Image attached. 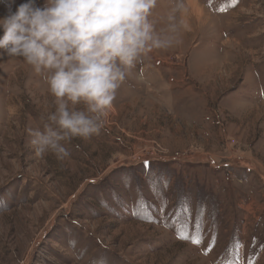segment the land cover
<instances>
[{"label": "rangeland", "instance_id": "1", "mask_svg": "<svg viewBox=\"0 0 264 264\" xmlns=\"http://www.w3.org/2000/svg\"><path fill=\"white\" fill-rule=\"evenodd\" d=\"M217 1L157 0L149 21L171 45L131 71L98 134L62 142L63 160L31 143L48 84L0 59V264H264V20L242 45L229 29L262 19L264 0L224 15Z\"/></svg>", "mask_w": 264, "mask_h": 264}, {"label": "clouds", "instance_id": "2", "mask_svg": "<svg viewBox=\"0 0 264 264\" xmlns=\"http://www.w3.org/2000/svg\"><path fill=\"white\" fill-rule=\"evenodd\" d=\"M156 3L0 0V59L20 58L43 77L54 98L43 131L30 130L38 157L63 160L69 153L62 142L98 134L131 71L153 49L171 45L149 21Z\"/></svg>", "mask_w": 264, "mask_h": 264}, {"label": "crops", "instance_id": "3", "mask_svg": "<svg viewBox=\"0 0 264 264\" xmlns=\"http://www.w3.org/2000/svg\"><path fill=\"white\" fill-rule=\"evenodd\" d=\"M234 1L235 0H219V1H217V3H216V7L217 8H223V6L224 7H228V8H224L223 9V11H222V15H224V14H237V13H240L241 12V10H243V11H247L248 13L250 12V11H252L251 10V7H250V5H252L253 6V2H255L256 3V0H243V2L241 3V6H238L237 8L235 7V4H234ZM263 0H258L257 1V3L255 4V5H259L261 2H262ZM264 2V1H263ZM244 3H247V5H243ZM232 4V5H231ZM243 5V6H242ZM248 7V8H247ZM205 9V8H204ZM238 10H240V11H238ZM203 11L205 12H207L208 14L210 13V11H208V9H205V10H202L201 11V13L200 14H196V13H194V12H196L195 11V9H194V7L192 8V12L194 13V15H196V16H198V17H201L202 16V14H203ZM237 12V13H236ZM262 13H263V11H262ZM244 17V21H245V23L244 22H241V23H235V24H233L232 25V27H230L229 29L230 30H233L234 32H235V34L237 33L236 32V30H240L241 29V31L243 30L244 32H242V34L243 35H245L244 36V38H243V40H242V42H238V40L236 39V38H232V39H235L236 41H237V43H239V44H241L242 45V43L244 42V43H246V42H251L253 39H254V37H255V35H256V32L254 31V29H256V27H253L252 25L256 22V20L257 21H263L264 20V13L263 14H261L260 15V17L262 18V19H258V17L257 18H255L254 20H251V19H249V17L248 16H243ZM243 24V25H242ZM242 25V26H241ZM262 26V27H261ZM261 26H260V31H264V22H262V24H261ZM247 30V31H246ZM257 31V30H256ZM241 34V35H242ZM262 34H264V33H262ZM231 36H228L227 38H226V40H232L231 38H230ZM233 37H235V36H233ZM251 46V45H250ZM252 51L253 50H251L250 52L252 53Z\"/></svg>", "mask_w": 264, "mask_h": 264}, {"label": "snow or ice", "instance_id": "4", "mask_svg": "<svg viewBox=\"0 0 264 264\" xmlns=\"http://www.w3.org/2000/svg\"><path fill=\"white\" fill-rule=\"evenodd\" d=\"M147 165H148V162L147 161H145V166L147 167ZM162 180V178H157L156 180H153L152 182L154 183V184H158L160 181ZM130 182V181H129ZM134 215H138L140 218H144L141 214H140V212H134L133 213ZM203 214V208H201V215ZM148 219L149 220H151V217L149 216L148 217ZM200 227V225H199V223L197 224V228H199ZM178 237L180 238V239H189L190 237L187 235V234H181V233H178ZM202 239H203V236L201 235V236H199V237H193L192 238V242L193 243H196V244H199L201 241H202ZM241 247H242V245H241ZM211 249L209 248V251H210Z\"/></svg>", "mask_w": 264, "mask_h": 264}]
</instances>
